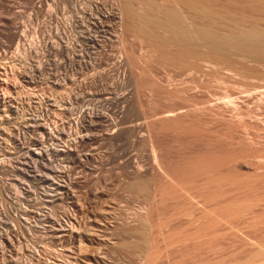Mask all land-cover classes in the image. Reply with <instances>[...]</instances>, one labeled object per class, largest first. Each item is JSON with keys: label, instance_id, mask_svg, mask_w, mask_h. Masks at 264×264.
Segmentation results:
<instances>
[{"label": "rangeland", "instance_id": "1", "mask_svg": "<svg viewBox=\"0 0 264 264\" xmlns=\"http://www.w3.org/2000/svg\"><path fill=\"white\" fill-rule=\"evenodd\" d=\"M123 4L0 0V264H264V65L192 85Z\"/></svg>", "mask_w": 264, "mask_h": 264}, {"label": "bare ground", "instance_id": "2", "mask_svg": "<svg viewBox=\"0 0 264 264\" xmlns=\"http://www.w3.org/2000/svg\"><path fill=\"white\" fill-rule=\"evenodd\" d=\"M169 1L176 5L179 4L182 8L178 9L173 4L163 5L158 3L156 0H148L143 1L145 2L143 3L145 4V10H142L143 12L139 11L138 13L132 3V0H124V10L122 16L118 13V11L116 12L118 13V16L115 18L120 19L117 21L116 28L121 30V26L124 28V23L126 22L125 29H127L130 34L132 31L138 30L150 38L152 37V40H150L154 42V49L160 53V57H163L164 60H162L168 61L174 66H177L180 78H188V76H191L190 79L185 78L183 80L185 81L187 79L191 82L192 78V81H194L191 82L192 85L193 83H197L195 82L197 81V77L193 75L194 71L196 73H200L203 70L201 60H204L203 62L207 61L216 64H224L231 68L237 63L235 60H238V58L235 59V56H241L242 59L241 61H238V64H241L242 68L247 67L246 69L251 72H256L260 69H257V67L255 68V66L248 67V62L254 63L255 61L256 63V61H258L264 65V62H262V58L264 56V0ZM119 32L121 33L122 31ZM71 43V38H69L68 44L66 45L67 54H64L69 58L71 55L69 51ZM231 70L232 69L229 71ZM199 75L200 74H198V76ZM175 80H178V78ZM181 81L182 80L179 82ZM187 84L188 83H186L184 87L190 85V83L188 85ZM159 85L160 81L159 84L157 82V88L161 90V86L163 85ZM154 88V90L157 89L156 87ZM186 88H183L182 90H185ZM189 88L190 87H188V89ZM164 92H168L166 96L171 93V91H169V87L168 91H165L164 89L163 93ZM160 96L165 97L164 95ZM128 98L125 99L126 102L128 101ZM119 111L123 112L124 107L122 106L119 108Z\"/></svg>", "mask_w": 264, "mask_h": 264}]
</instances>
